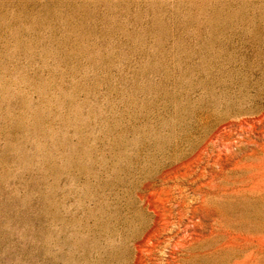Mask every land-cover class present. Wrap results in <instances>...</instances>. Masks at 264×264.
<instances>
[{
	"label": "rangeland",
	"instance_id": "374dc122",
	"mask_svg": "<svg viewBox=\"0 0 264 264\" xmlns=\"http://www.w3.org/2000/svg\"><path fill=\"white\" fill-rule=\"evenodd\" d=\"M0 264H264V0H0Z\"/></svg>",
	"mask_w": 264,
	"mask_h": 264
}]
</instances>
